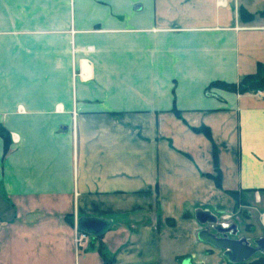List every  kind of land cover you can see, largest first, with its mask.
Listing matches in <instances>:
<instances>
[{
    "label": "crops",
    "instance_id": "0c3cea01",
    "mask_svg": "<svg viewBox=\"0 0 264 264\" xmlns=\"http://www.w3.org/2000/svg\"><path fill=\"white\" fill-rule=\"evenodd\" d=\"M259 11L264 0H0V264H227L195 212L236 229L241 215L244 233L257 221L264 89L210 84L264 62ZM84 217L108 227L85 232Z\"/></svg>",
    "mask_w": 264,
    "mask_h": 264
},
{
    "label": "water",
    "instance_id": "95a60500",
    "mask_svg": "<svg viewBox=\"0 0 264 264\" xmlns=\"http://www.w3.org/2000/svg\"><path fill=\"white\" fill-rule=\"evenodd\" d=\"M195 217L200 223L206 224L197 232V238L214 248L221 249L227 262L240 263L248 260L256 252L264 253V236L255 239V246H252L245 238L229 236L228 228L209 212L198 210L195 212ZM77 225L85 232L100 235L108 227V221L102 218L84 217L78 220ZM236 231L235 228L231 233L235 235ZM182 264H189L188 258H185Z\"/></svg>",
    "mask_w": 264,
    "mask_h": 264
},
{
    "label": "trees",
    "instance_id": "16d2710c",
    "mask_svg": "<svg viewBox=\"0 0 264 264\" xmlns=\"http://www.w3.org/2000/svg\"><path fill=\"white\" fill-rule=\"evenodd\" d=\"M259 15L261 17H264V11H260ZM240 16L241 21H249L253 18V14L248 13L244 8H240ZM210 86H216L228 91L233 92H254L256 90L264 89V62L257 63L256 71L253 74L245 75L243 76L239 82L237 83H226V82H212ZM178 114V112H176ZM195 131H201L204 134L209 136V130L205 127H199L194 128ZM0 136L3 139V155L7 152L8 149V132L0 125ZM213 162L215 167L216 175L214 177L216 185L220 186V177H219V169L217 165V156L216 152L214 150L213 152ZM233 196L235 197L236 194L233 193ZM240 263H230L227 262V264H241ZM251 264H264V257H260L256 260L251 261Z\"/></svg>",
    "mask_w": 264,
    "mask_h": 264
},
{
    "label": "rangeland",
    "instance_id": "374dc122",
    "mask_svg": "<svg viewBox=\"0 0 264 264\" xmlns=\"http://www.w3.org/2000/svg\"><path fill=\"white\" fill-rule=\"evenodd\" d=\"M256 13L259 15L260 11L256 12ZM259 212H260V214L264 213V199H262L261 203L258 205L257 210L255 211V213H253L255 218L257 217V221L255 222V224L252 223L253 226H251V228H249L247 230L248 233H246V232L244 233V230H245L244 229V227H245L244 226V221H245L244 217L241 215H238V218L236 219L238 221V226H239V229L237 228L239 231L237 233L238 236H241V234H243V235H247V237H248V235H249L248 239L250 241H252L254 238H258L259 236L264 235V226L261 225V223H260L261 221H259V219H258ZM262 215H264V214H262ZM260 257H264V253L256 252L248 260L244 261L241 264H251V261L256 260Z\"/></svg>",
    "mask_w": 264,
    "mask_h": 264
},
{
    "label": "flooded vegetation",
    "instance_id": "af4514ba",
    "mask_svg": "<svg viewBox=\"0 0 264 264\" xmlns=\"http://www.w3.org/2000/svg\"><path fill=\"white\" fill-rule=\"evenodd\" d=\"M226 228H228L229 236H231V237H233V238H245V239L248 241V243H249L250 245L255 246V245H254V240L257 239V238H254L252 241H250V240L248 239V237H246V236H242V235H241V236H238V235H237L238 231H236V235H233L231 232L235 229L234 227L226 226ZM260 237H262V236H259L258 238H260ZM259 253H260V252H259Z\"/></svg>",
    "mask_w": 264,
    "mask_h": 264
},
{
    "label": "built area",
    "instance_id": "2783aa9c",
    "mask_svg": "<svg viewBox=\"0 0 264 264\" xmlns=\"http://www.w3.org/2000/svg\"><path fill=\"white\" fill-rule=\"evenodd\" d=\"M262 214H264V213H262ZM262 214H261V219L264 220V215H262ZM86 236H87L86 233L77 230V231L75 232V243H76L77 245H80L81 241H82Z\"/></svg>",
    "mask_w": 264,
    "mask_h": 264
}]
</instances>
